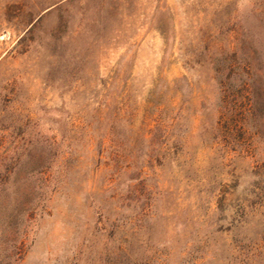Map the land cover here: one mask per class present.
Masks as SVG:
<instances>
[{"label": "rangeland", "instance_id": "obj_1", "mask_svg": "<svg viewBox=\"0 0 264 264\" xmlns=\"http://www.w3.org/2000/svg\"><path fill=\"white\" fill-rule=\"evenodd\" d=\"M0 264H264V0H0Z\"/></svg>", "mask_w": 264, "mask_h": 264}]
</instances>
